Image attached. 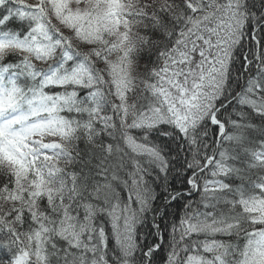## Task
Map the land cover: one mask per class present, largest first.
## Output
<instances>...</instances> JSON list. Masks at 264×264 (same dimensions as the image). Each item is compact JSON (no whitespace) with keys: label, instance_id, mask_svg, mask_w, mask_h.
<instances>
[{"label":"snow or ice","instance_id":"6c2138e0","mask_svg":"<svg viewBox=\"0 0 264 264\" xmlns=\"http://www.w3.org/2000/svg\"><path fill=\"white\" fill-rule=\"evenodd\" d=\"M0 264H264V0H0Z\"/></svg>","mask_w":264,"mask_h":264}]
</instances>
